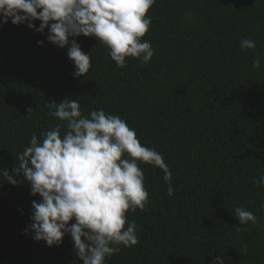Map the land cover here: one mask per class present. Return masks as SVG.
I'll return each instance as SVG.
<instances>
[{
    "label": "trees",
    "instance_id": "16d2710c",
    "mask_svg": "<svg viewBox=\"0 0 264 264\" xmlns=\"http://www.w3.org/2000/svg\"><path fill=\"white\" fill-rule=\"evenodd\" d=\"M148 14L149 63L128 58L116 68L101 44L80 36L92 68L76 79L66 49L26 25L0 26V166L11 170L32 134L57 123L46 102L73 97L84 115L103 108L163 155L174 188L168 196L164 173L140 165L150 203L128 213L140 242L106 264H212L216 256L264 264V187L254 183L264 173V0H156ZM242 38L255 41L258 69ZM33 199L27 183L0 178V264H82L69 236L47 247L23 234ZM237 206L258 225L239 226Z\"/></svg>",
    "mask_w": 264,
    "mask_h": 264
},
{
    "label": "clouds",
    "instance_id": "9594fccd",
    "mask_svg": "<svg viewBox=\"0 0 264 264\" xmlns=\"http://www.w3.org/2000/svg\"><path fill=\"white\" fill-rule=\"evenodd\" d=\"M155 4L156 0H0V26L26 25L66 49L76 79L92 68L90 53L77 42L80 36L101 44L116 68H125L128 58L138 60L140 67L149 63L155 49L142 38L149 32L148 13ZM36 43L44 46L42 40ZM239 46L253 50L252 66L258 69L261 58L255 41L242 38ZM45 107L57 123L40 138L32 134L11 170L0 166V178L13 186L27 183L30 196L38 197L31 201L23 234L47 247H59L69 236L82 264H106L121 246L132 248L140 242L139 226L128 219L129 212L146 211L150 203L140 165L164 173L168 196L174 193L172 172L163 155L142 144L136 129L119 114L98 108L84 115L73 97L46 102ZM254 183L264 187V173ZM260 208L264 210V203ZM233 211L239 226L258 225L257 216L246 207ZM212 264H224V259L213 257Z\"/></svg>",
    "mask_w": 264,
    "mask_h": 264
}]
</instances>
